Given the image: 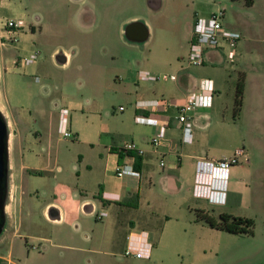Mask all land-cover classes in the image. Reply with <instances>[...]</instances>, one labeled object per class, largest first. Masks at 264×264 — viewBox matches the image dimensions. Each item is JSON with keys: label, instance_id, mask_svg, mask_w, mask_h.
<instances>
[{"label": "crops", "instance_id": "crops-1", "mask_svg": "<svg viewBox=\"0 0 264 264\" xmlns=\"http://www.w3.org/2000/svg\"><path fill=\"white\" fill-rule=\"evenodd\" d=\"M1 6L11 7L10 0L3 1ZM215 6V2L209 7L195 2L189 4L183 16L185 53L173 56L152 52L145 61L138 60V66L132 65L126 74L128 92L112 94L101 100L98 97L101 85L92 80L89 88L96 94L95 97L89 98L85 105L71 103L69 108H64L71 112L68 114L69 127L77 135L76 141L67 142L75 149L77 146L81 148L77 160L66 170V179L61 180L54 172L60 170V175L64 173L62 166H59V152L55 158L56 166L48 168L41 165L39 153L20 148L22 160L18 175L14 174L9 163L4 231L11 226L10 220L16 211L19 221L13 237L22 236L20 231L24 218L30 214L43 217L54 228L67 227L73 231L72 239L76 240L77 237L81 243L64 246L70 251V264H80L87 255L93 257L87 259L91 264H111L124 258L123 253L131 242L139 241L138 238L143 235L154 248L150 259H137L140 261H151L154 254L172 248L178 243V237L196 236L195 242L205 247L208 239L223 231L198 222L197 211H204L216 220L222 214L252 219L255 221L256 236L261 204L264 202V115L263 95L254 97L253 92L258 87L253 83L251 85L250 73L255 71V63H259L261 57L247 48L242 37L235 67H215L222 65L217 55L213 57L214 64L202 67L188 68L181 63L187 55V43L191 39L195 21L217 13ZM165 7L163 0H148L147 3L148 10L153 14L163 12ZM80 17L86 29L93 28L97 23L94 7H86ZM172 17L173 14L168 18ZM168 18H164V21H168ZM141 21L140 16H131L125 23ZM146 24L153 35L151 23L146 21ZM28 36L27 30H24L19 39V49L24 55L33 51ZM74 55L65 54L63 68L72 66ZM78 68L81 71L84 69L81 65ZM222 70L225 75L221 73ZM18 73L9 71L7 74ZM142 73L176 75L177 80L152 83L143 80ZM241 74L246 77L245 91L241 112L236 115L235 101ZM24 77H28L26 73ZM205 79L212 82L214 93L207 107H198L189 114L193 137L187 139L178 120L177 108L163 109L149 105L153 101H166L181 106L191 92L199 91L201 81ZM120 96L126 98V106H119L125 108L123 112L115 110L117 115L111 110L102 112L104 104ZM0 111L7 119L5 105L1 102ZM137 117H150L168 126L159 146L151 143L157 132L156 127L137 122ZM59 122L64 126L61 116ZM10 141L9 136V147ZM223 142L227 143V147L219 149ZM127 143H133L144 152L141 156L142 170L138 176L128 173L122 179L117 176L118 167L123 164L135 166L136 162L129 155L121 160L120 149ZM239 150H244L249 161L230 169L225 195L212 198L206 194L198 195L199 162L228 158ZM43 171L53 178L47 179ZM105 195L117 200H106ZM103 211L107 213L106 222L99 219ZM104 226H107L105 232ZM105 247L107 250L103 251ZM0 264H21L14 258L12 246L7 255L0 254Z\"/></svg>", "mask_w": 264, "mask_h": 264}, {"label": "rangeland", "instance_id": "rangeland-1", "mask_svg": "<svg viewBox=\"0 0 264 264\" xmlns=\"http://www.w3.org/2000/svg\"><path fill=\"white\" fill-rule=\"evenodd\" d=\"M3 1L0 0V102L6 108L5 119L11 138L9 163L15 175H18L22 160L20 148L24 147L39 153L41 165L48 168L56 166L55 158L59 152V166L64 173L60 175L58 169L54 172L61 180L66 179V170L77 160L81 148L75 149L68 143L77 140L76 133L69 127L68 115L66 128L73 136H64L59 122L60 116L63 122L64 108H69L71 103L85 105L89 98L95 97L89 88L92 80L101 85L98 90L101 100L128 92V69L132 65L138 66V60L145 61L152 52L173 56L185 53L183 16L193 2L203 7L213 6L215 2V15L224 13V25L240 32L247 48L260 55L261 60L255 63V71H251L250 76L251 85L258 87L253 92L254 97L263 95L264 115V0H255L252 8L245 5V0H163L166 7L159 14L148 10V0H10L9 8L1 6ZM90 6L96 11L97 23L86 29L80 13ZM171 14L175 16L173 20V17L168 18ZM131 16H140L146 25L149 31L146 41L135 42L126 36L129 23L125 21ZM20 18L25 21L23 31L18 35L9 34L6 24ZM146 21L151 23L153 35ZM24 30H27L28 41L33 47L28 55L19 49ZM187 49V55L181 60L185 66L189 43ZM33 52L39 55L38 62L24 66L23 59ZM66 53L75 54L70 68L62 66ZM80 65L84 67L83 71L78 68ZM235 65L225 61L215 67ZM9 71L20 73L10 75L7 74ZM221 73L225 75L224 71ZM113 102L104 104L102 112L111 110L117 115L119 106H126L123 96ZM226 147V142L218 146L219 149ZM45 174L47 179L53 178L50 173ZM261 205L255 237L223 232L208 239L205 247L195 242L196 236L178 237L176 245L154 254L151 261L128 257L126 249L124 258L111 264H264V202ZM103 219L106 222L107 218ZM18 221L16 211L10 220L11 226L0 234V254L7 255L12 246L14 258L21 264H70V251L64 246L81 245L79 238L72 239L71 229L54 228L43 217L30 214L23 221L20 231L23 237H13ZM103 230L105 232L107 226ZM106 250L105 247L103 251ZM92 258L87 255L80 264H91L87 259Z\"/></svg>", "mask_w": 264, "mask_h": 264}, {"label": "built area", "instance_id": "built-area-1", "mask_svg": "<svg viewBox=\"0 0 264 264\" xmlns=\"http://www.w3.org/2000/svg\"><path fill=\"white\" fill-rule=\"evenodd\" d=\"M224 13L219 15H212L208 18H198L192 28V36L189 42V54L187 57L186 67H202L206 64H214V55L221 58V63L227 61L234 65L237 63L239 58V43L242 39L241 34L228 30L223 22ZM25 27L22 20L10 21L6 24L7 32L11 35H18L19 32ZM17 40V39H16ZM18 41V40H17ZM39 60L37 53H32L29 57H25L22 61L24 66L36 64ZM20 63V62H19ZM143 80L157 83L176 81V75H159L155 76L150 73H142ZM214 88L210 80H202L199 91L191 92L186 102L183 105L173 104L166 101H153L150 107H161L167 109L169 107H175L179 110L178 120L183 125L184 135L187 139H192V122L189 114L198 107H207L209 99L213 96ZM124 107H120L119 111L123 112ZM63 131L65 138H72V134L67 131L66 122L68 111H63ZM137 122L144 124H151L156 127L157 132L152 138V145L155 147L159 146L161 140L165 137L168 130L167 125L159 124L157 120L151 119L150 117H137ZM122 152L135 153L138 156L143 155V151L138 149L133 143L125 144L121 149ZM132 161L136 160V156L129 155ZM248 158L245 155L244 150H239L233 156L223 158L219 160H205L200 161L198 164L197 171V185L196 193L198 195H208L213 197L215 195L224 196L226 192V184L228 173L230 169L236 165L248 163ZM163 166L164 163L162 162ZM128 173L134 176H138L139 173L135 170L133 165L123 164L118 167L117 176L119 178H125ZM105 199L109 201L117 200L114 197L105 195ZM107 217V213L103 211L99 215V219ZM138 238L139 241L133 243L126 250V256L134 257L137 259H150L153 251V244L147 240L146 237ZM135 244V245H134Z\"/></svg>", "mask_w": 264, "mask_h": 264}, {"label": "trees", "instance_id": "trees-1", "mask_svg": "<svg viewBox=\"0 0 264 264\" xmlns=\"http://www.w3.org/2000/svg\"><path fill=\"white\" fill-rule=\"evenodd\" d=\"M230 1L238 2L240 0H230ZM254 1L255 0H245V5L247 7H252L254 5ZM245 80H246L245 75L241 74L239 78V83L237 86L236 101H235L236 115H239L242 109L243 96H244V91H245ZM120 153H121V160L124 159L125 155L136 156V162H135L134 168L137 172H140L142 170L141 156H138L137 154L133 152L126 154L121 151ZM196 220L198 222L208 225L212 229L227 232L233 235L254 236V233H255L254 232L255 221L252 219L239 218V217H233L227 214H222L219 220H216L213 216H211L210 214L204 211H197Z\"/></svg>", "mask_w": 264, "mask_h": 264}, {"label": "water", "instance_id": "water-1", "mask_svg": "<svg viewBox=\"0 0 264 264\" xmlns=\"http://www.w3.org/2000/svg\"><path fill=\"white\" fill-rule=\"evenodd\" d=\"M125 32L135 42H144L149 38V31L142 22L129 24ZM9 136L8 123L0 111V234L6 224L5 208L9 195Z\"/></svg>", "mask_w": 264, "mask_h": 264}]
</instances>
